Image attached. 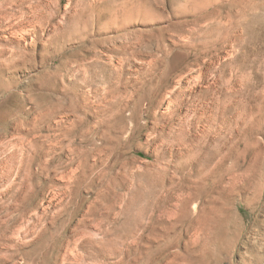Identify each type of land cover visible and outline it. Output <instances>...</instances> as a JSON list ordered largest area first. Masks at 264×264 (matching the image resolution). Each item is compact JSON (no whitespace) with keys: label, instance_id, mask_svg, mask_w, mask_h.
<instances>
[{"label":"rangeland","instance_id":"rangeland-1","mask_svg":"<svg viewBox=\"0 0 264 264\" xmlns=\"http://www.w3.org/2000/svg\"><path fill=\"white\" fill-rule=\"evenodd\" d=\"M0 264H264V0H0Z\"/></svg>","mask_w":264,"mask_h":264}]
</instances>
